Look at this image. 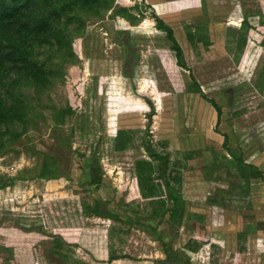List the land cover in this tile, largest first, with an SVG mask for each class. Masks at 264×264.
Listing matches in <instances>:
<instances>
[{
	"label": "rangeland",
	"instance_id": "1",
	"mask_svg": "<svg viewBox=\"0 0 264 264\" xmlns=\"http://www.w3.org/2000/svg\"><path fill=\"white\" fill-rule=\"evenodd\" d=\"M109 1L3 32L1 100L35 115L0 154V264H264V0Z\"/></svg>",
	"mask_w": 264,
	"mask_h": 264
},
{
	"label": "trees",
	"instance_id": "2",
	"mask_svg": "<svg viewBox=\"0 0 264 264\" xmlns=\"http://www.w3.org/2000/svg\"><path fill=\"white\" fill-rule=\"evenodd\" d=\"M111 3L112 1L109 0H0V45L3 41L13 44V41L11 42L9 39L2 37L4 35L3 32H5L10 26H13L17 23L21 24L23 18H27L30 13L34 12V10L45 12V17L43 20H41V23L36 26V29L33 27L32 30L36 31V33H46V31L50 30V27L48 26V20L50 19V16L58 17L60 14H69L79 10L80 12L91 14V16L100 17L102 13L109 8ZM152 17L155 21L156 30L162 32L165 38L169 41L170 49L174 52L176 65L179 68L188 71L182 62L181 49L175 40L171 28L164 24L155 15L152 14ZM21 25L26 26V22ZM262 45L264 46V43H262ZM18 49L21 51L20 56L22 57V69L24 70L25 74L35 80L36 83H45L50 81L49 76H51L53 73L50 71H43L42 68L32 62L29 57H24V48H22L20 44ZM192 82L194 86H197L196 83H194L195 81ZM193 92L200 93L198 89H193ZM212 106L216 108L214 104H212ZM75 108L76 104L74 100L62 108H55L53 110L54 124H61L66 116L73 114ZM32 110V106L22 102L7 105L1 100L0 97V154L7 151L14 139L18 138L22 133H24L25 125L31 119V117L35 115ZM217 114H219L218 110ZM151 115H154V113L151 112ZM18 126H22V130L16 132L15 129ZM118 135H122V133L119 132ZM114 148L116 151H122L125 148L124 145L119 144L118 136L114 138ZM153 156L154 155L149 154V157ZM46 160L47 159L44 158V168L46 166ZM135 168L137 172V186L140 191V195L143 197L146 196L145 190L148 188L151 192L154 190L153 185H147L146 188V184L150 181L149 177L144 175L145 171H143L147 168L150 169L151 163L147 161H137L135 163ZM43 174H46L45 170ZM177 181L180 182L179 178H177ZM178 196L179 195L177 193L174 194L173 192H169V194H167L168 199L170 202H172V207L169 209V212L172 214L178 212L179 215H181V205L178 206V201L181 200ZM150 230L155 234V229L152 228Z\"/></svg>",
	"mask_w": 264,
	"mask_h": 264
}]
</instances>
